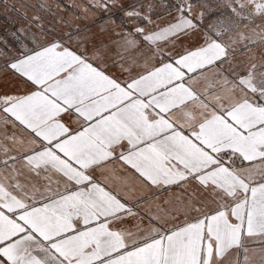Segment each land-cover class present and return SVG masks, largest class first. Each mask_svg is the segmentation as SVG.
Masks as SVG:
<instances>
[{
  "label": "snow or ice",
  "instance_id": "1",
  "mask_svg": "<svg viewBox=\"0 0 264 264\" xmlns=\"http://www.w3.org/2000/svg\"><path fill=\"white\" fill-rule=\"evenodd\" d=\"M0 264H264V0H0Z\"/></svg>",
  "mask_w": 264,
  "mask_h": 264
}]
</instances>
